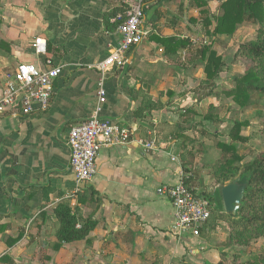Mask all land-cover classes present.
I'll list each match as a JSON object with an SVG mask.
<instances>
[{"label":"crops","instance_id":"obj_1","mask_svg":"<svg viewBox=\"0 0 264 264\" xmlns=\"http://www.w3.org/2000/svg\"><path fill=\"white\" fill-rule=\"evenodd\" d=\"M117 7L115 0H0V42L9 45V53L2 49L0 55V97L5 74L21 63L43 66L49 58L63 66L47 108L0 115V264H217L221 253L226 255L203 236L206 226L198 238L176 236L173 209L158 193L183 178L182 140H155L158 123L177 121L180 110L170 106L181 98L171 102L175 94L165 95L170 104L162 98V110L144 112L142 118L134 114L143 95L157 98L159 92L174 91L170 84L195 58L194 46L182 50L183 67L165 57L155 39H190V19H198L199 11L189 7V0H157L148 7L146 39L128 54L123 68L106 76L105 100L99 104L95 68L119 41L117 29L110 31L105 23ZM36 38L43 40V54L31 47ZM97 109L100 117L118 122L128 140L102 148L96 175L78 187L66 138L71 127ZM151 140L155 149L145 152L141 144ZM197 164L195 159L193 175ZM83 187L103 199L94 215L98 226L90 233L91 244L79 241L54 251L53 210L64 198L73 204ZM89 213L85 209L83 216Z\"/></svg>","mask_w":264,"mask_h":264},{"label":"trees","instance_id":"obj_2","mask_svg":"<svg viewBox=\"0 0 264 264\" xmlns=\"http://www.w3.org/2000/svg\"><path fill=\"white\" fill-rule=\"evenodd\" d=\"M210 1H215L218 4L216 10H210L209 2L206 0H189V7L199 11V18L190 19V22L203 29L209 44H201L196 48L194 60L186 61L187 65L191 63L195 68L198 62L201 63L205 77L200 80L202 86L198 87L200 91H208L213 87L214 80L224 64L222 58L212 50V46L217 42L216 37L231 36L240 26L256 27L253 38L240 43L238 47V53L247 60L245 70L242 74L234 76L231 80L232 86L225 92L240 108L251 107L256 104L252 98L253 95L264 96V0ZM156 3L157 0H145L144 14L148 7ZM118 15L119 19L116 18ZM125 19V10L119 6L106 15L105 23L108 30L116 31ZM155 40L163 48L165 57L172 61H178L179 65L184 67L185 61H180L179 53L182 50L187 52L192 47L189 39L168 36L157 37ZM8 46L7 43L0 42V55L2 49L5 50V55L9 53ZM132 51L133 49L129 53ZM199 90L197 89V92ZM130 92L133 93L134 89H131ZM165 95L170 98L173 93L170 91L159 92L157 98H152L148 94L143 95L134 113L135 116L142 118L144 112L151 113L162 110L166 106L162 101ZM216 108L209 103L202 115V121L210 124L213 132L200 127L203 125L201 122L195 121V117L199 115L193 109L183 108L180 110L176 122H160L156 125L155 140L156 142L182 140L180 144L182 183L190 193L207 199L211 203L210 217L205 226L214 232L219 229V222L225 223L228 226V232L224 245L227 248L247 247L253 241L260 239L264 241V150L256 152L251 160L242 164L246 156L237 154L236 146L249 142V137H243L239 132L242 127H248L249 123L233 122L228 134V141H217L216 138L219 134L215 126L222 120L217 117ZM193 134L208 140H216L215 149L219 152V158L206 165L217 185L212 193L204 189L196 193L201 180L192 174L195 162L194 148L196 144L199 146L201 144ZM236 178H239V183L245 186L244 198L234 215L226 214L220 190ZM71 202L70 198L61 199L53 210L55 241L51 249L54 251L66 244L79 241H84L86 245L90 246V233L98 226L94 215L103 205V199L96 191L90 187H83L74 194V203ZM85 209H90L87 216H83ZM203 230L204 228L200 232ZM17 239L8 241V245H13ZM222 257L225 258L224 254ZM217 264H264V250L244 263L240 262V254L234 253L229 258L221 259Z\"/></svg>","mask_w":264,"mask_h":264},{"label":"built area","instance_id":"obj_3","mask_svg":"<svg viewBox=\"0 0 264 264\" xmlns=\"http://www.w3.org/2000/svg\"><path fill=\"white\" fill-rule=\"evenodd\" d=\"M115 2L125 10L126 19L117 29L118 43L95 68L100 75L96 88L99 104L105 100L106 76L123 68L128 63L129 51L139 47L148 35L143 12L145 0ZM42 44V38H36L31 44L36 55L43 54ZM184 54L185 51L182 56ZM62 71L63 66L53 65L49 58L44 61L43 66L33 63L17 65L13 71L5 74L6 83L0 97V115L11 111V115L16 116L19 111L15 109L28 115L36 107L47 108L53 85ZM98 111L97 109L87 119L71 127L66 138L69 166L78 187L86 185L96 175V160L102 148L123 144L128 140V132L118 122L100 117ZM141 147L145 152L154 150L155 142L143 141ZM158 193L167 197L173 209V233L180 238L187 235L198 238L200 230L210 217L211 203L190 193L182 180L174 186L159 188Z\"/></svg>","mask_w":264,"mask_h":264},{"label":"rangeland","instance_id":"obj_4","mask_svg":"<svg viewBox=\"0 0 264 264\" xmlns=\"http://www.w3.org/2000/svg\"><path fill=\"white\" fill-rule=\"evenodd\" d=\"M206 1L209 2L208 5L210 10L214 11L217 9L218 4L215 1ZM186 22L191 24L188 21ZM193 27L191 31L192 37L189 39L192 46L198 48L201 44H209L208 37L204 34L203 29L194 25ZM255 31L256 27L254 26H240L235 29L231 36L216 37L217 42L212 46V50L222 58L224 64L217 78L214 80L213 87L209 88L208 91H200L198 87L202 86L200 80H203L205 77L201 68V63L198 62L195 68L189 63L186 65V71L183 75H181L180 78L176 76V80L170 84V87L174 90L170 92L175 94V96L173 99L168 98L171 102L174 101V99L181 98L177 105L172 103L170 107L175 106L176 109L178 108L177 111L186 107L193 109L199 115L195 117V121L198 120L201 122L203 126L200 127H203L209 132H213V128L210 124L202 121V115L205 113L209 103L216 106L217 117L222 120L215 126L219 134L216 138L217 141H228V134L232 128L233 122H248L249 126L242 127L239 132L243 137L248 136L249 142L236 146L237 154L246 156L242 164L251 160L256 152L264 150V96L255 94L252 96L253 100L256 102L255 105L240 108L233 102L232 97L227 96L225 92L232 86L231 80L234 76L242 74L247 64V60L238 53L239 44L253 38ZM194 41L195 44L193 43ZM197 89L199 90L198 92ZM163 100L166 101L165 98ZM166 102L169 103L170 101ZM193 136L198 138V142L201 144L200 146L196 144L194 148L195 159H197L198 162L195 174L201 180V183L198 184L199 186L196 189V193H199L203 189L212 193L217 188V185L212 178L209 168H206V165L213 163L219 158V152L215 149L216 140H208L200 135L193 134ZM219 226V229L214 232L207 226L206 230H204L205 235L203 236L208 237L211 241L210 243L215 245L216 249L218 246L220 247L219 250L226 252V255H224L225 258L231 257L234 253H239L240 262L244 263L252 256L264 250L263 239L253 241L247 247L227 248L224 244L228 226L222 222H219ZM220 258L223 260L225 259L221 255Z\"/></svg>","mask_w":264,"mask_h":264},{"label":"water","instance_id":"obj_5","mask_svg":"<svg viewBox=\"0 0 264 264\" xmlns=\"http://www.w3.org/2000/svg\"><path fill=\"white\" fill-rule=\"evenodd\" d=\"M239 178L224 185L220 190L221 200L226 214L234 215L244 198L245 186L239 183Z\"/></svg>","mask_w":264,"mask_h":264}]
</instances>
